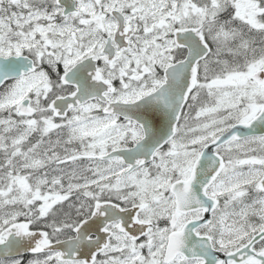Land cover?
I'll return each mask as SVG.
<instances>
[{
    "label": "snow or ice",
    "instance_id": "1",
    "mask_svg": "<svg viewBox=\"0 0 264 264\" xmlns=\"http://www.w3.org/2000/svg\"><path fill=\"white\" fill-rule=\"evenodd\" d=\"M0 264H264V0H0Z\"/></svg>",
    "mask_w": 264,
    "mask_h": 264
}]
</instances>
